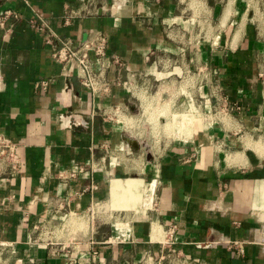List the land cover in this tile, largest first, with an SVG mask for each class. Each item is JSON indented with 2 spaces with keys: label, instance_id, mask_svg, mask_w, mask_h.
I'll list each match as a JSON object with an SVG mask.
<instances>
[{
  "label": "crops",
  "instance_id": "obj_1",
  "mask_svg": "<svg viewBox=\"0 0 264 264\" xmlns=\"http://www.w3.org/2000/svg\"><path fill=\"white\" fill-rule=\"evenodd\" d=\"M184 1L0 0V134L20 162L0 174V264H264V20L232 0L193 24ZM95 31L91 90L52 49ZM163 95L199 102L190 133L134 113Z\"/></svg>",
  "mask_w": 264,
  "mask_h": 264
},
{
  "label": "rangeland",
  "instance_id": "obj_2",
  "mask_svg": "<svg viewBox=\"0 0 264 264\" xmlns=\"http://www.w3.org/2000/svg\"><path fill=\"white\" fill-rule=\"evenodd\" d=\"M229 1L232 0H206V3L205 2L203 3V0H191L190 5H188V0H185L183 7L188 6V12L185 10L186 12L184 14L185 15L184 17H191L193 24H203V20L201 18L203 12L206 22L208 23L209 21L210 24L211 23L213 24L210 15H208L207 13L208 7L209 6L212 7L214 3L217 4L221 3L222 5H224L226 2ZM244 1L248 3L251 8H254L257 13L261 14L260 17L262 20H264V0H244ZM208 17L210 19H208ZM262 78H264V58L262 62ZM172 79H177V81L184 80L183 81L184 83L187 82L185 76H176L173 77ZM162 97L157 101L148 99L143 104V107L138 106L136 107L135 110H133L134 113H136V115L139 118H143L146 121L145 123H146L147 131H151L153 135L160 136V134L161 135L164 134L166 136H172L175 135L176 132L187 134L190 133L191 131L190 126L192 125V123L201 121L202 109L198 106L199 104L198 101L194 100L193 101L194 103L190 101V108L186 107V108H178L174 110L173 107H171V104L178 105L177 98L174 97L167 101L166 99H164L165 98L164 95ZM213 105H214L213 107H215L216 109L213 108L212 112L218 113L220 111L218 108V104L214 102ZM130 126L133 127L132 124ZM148 144L160 145L161 141L158 139L156 141L150 140Z\"/></svg>",
  "mask_w": 264,
  "mask_h": 264
},
{
  "label": "built area",
  "instance_id": "obj_3",
  "mask_svg": "<svg viewBox=\"0 0 264 264\" xmlns=\"http://www.w3.org/2000/svg\"><path fill=\"white\" fill-rule=\"evenodd\" d=\"M7 13L4 15H8ZM5 16H0V26H3ZM54 37L58 43L52 49V57L63 67V75L67 76L71 70L75 69L82 84L93 90L91 63L103 54L107 43L106 36L102 32L95 31L88 40L78 45L69 38ZM41 84L44 87L46 83L43 81ZM6 165L12 173L17 171L20 165L19 148L0 134V174Z\"/></svg>",
  "mask_w": 264,
  "mask_h": 264
},
{
  "label": "water",
  "instance_id": "obj_4",
  "mask_svg": "<svg viewBox=\"0 0 264 264\" xmlns=\"http://www.w3.org/2000/svg\"><path fill=\"white\" fill-rule=\"evenodd\" d=\"M129 143L132 145V146H137V142L135 140H129Z\"/></svg>",
  "mask_w": 264,
  "mask_h": 264
},
{
  "label": "bare ground",
  "instance_id": "obj_5",
  "mask_svg": "<svg viewBox=\"0 0 264 264\" xmlns=\"http://www.w3.org/2000/svg\"><path fill=\"white\" fill-rule=\"evenodd\" d=\"M175 115V114H174ZM148 118V117H147ZM182 120V119H181ZM183 123V122H182ZM166 124V123H165ZM187 126V125H186ZM191 129V128H190ZM164 133V132H163ZM179 136V135H178ZM256 145V144H255ZM257 146V145H256ZM261 148V147H260ZM258 150V146L256 148ZM260 153V152H259ZM238 156V155H237ZM128 190V189H127Z\"/></svg>",
  "mask_w": 264,
  "mask_h": 264
}]
</instances>
